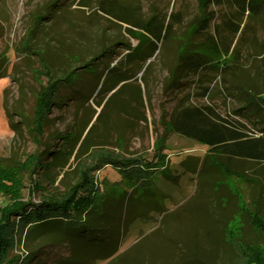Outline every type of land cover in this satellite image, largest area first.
Listing matches in <instances>:
<instances>
[{
    "label": "rangeland",
    "instance_id": "374dc122",
    "mask_svg": "<svg viewBox=\"0 0 264 264\" xmlns=\"http://www.w3.org/2000/svg\"><path fill=\"white\" fill-rule=\"evenodd\" d=\"M81 1L88 6L81 5ZM100 1L0 0V165L14 175H10L14 181L4 180L0 205L5 202L15 205L20 200L38 202L48 195H56L64 189L63 184L78 177V164L80 169L84 159H91L88 156L94 151L153 158L157 147L163 144L166 163L155 177V187L163 192L154 194L166 195L163 212L147 213L133 197L144 191L131 192V185L118 169L106 165L92 172L100 192L106 191V195H112L117 201L123 200V195L128 196L124 199L122 242L111 258L93 261L83 255L78 263L185 264L186 259L198 257L206 264H229L233 251L223 239L218 223L209 221L204 195H210V201L214 199L211 195H221V212L226 219L236 216L233 229L238 230L241 225L242 237L264 245V236L255 229L247 214L241 216L237 211L233 197L241 195L251 205L257 203L264 212V162L233 161L232 167L241 175L225 178L222 188L207 189L203 178L208 147L175 134L168 124L171 112L181 104H211L223 115L236 117L247 129L258 132L245 117L234 114L239 103L229 94L228 85L235 78V82L246 80L252 86H264L261 77L264 54L260 47L264 38V6L260 19L238 14L242 30L233 40L231 51L235 52L239 46L235 55L205 49L211 65L190 72L176 85L171 84L170 69L177 64L184 44L195 43L199 47L204 42V34L193 32L192 27V20L200 12L199 1L118 0L132 8L135 18L180 14L181 21L174 22L171 39L161 42L147 61H144L147 40L140 47L137 33L130 35L126 24L103 14L98 7ZM235 7L230 3L214 6L216 18L209 34H213L214 25L226 14H237ZM30 36V47L41 48L54 70L64 72L77 66L78 73L71 85L59 90L43 133L35 130L34 135L28 131L22 115L29 120L34 118L38 93L47 83V77L40 73L39 56L24 46L25 38ZM216 39L220 42L218 36ZM227 39L225 36V42L233 39L231 33ZM126 44L136 50L130 51ZM103 47L112 51L97 56L92 64L98 65L80 68L83 62L99 55ZM128 52L135 56L134 68L120 64ZM121 68L136 72L135 78L121 82L108 92ZM220 69L225 73L220 75ZM135 85L142 89V104L136 101L139 93ZM12 122L18 123L20 131L11 126ZM78 135L81 140L77 147L84 137L90 136L88 151L77 159L72 156L66 163L59 149L77 144ZM46 147L51 154L42 160L38 174L31 175L35 155ZM217 176L220 180L223 178L221 173ZM34 181L40 182L41 189L34 190L37 185ZM47 239L18 235L9 258L30 253L33 258L28 264H57L72 256L70 244L49 245Z\"/></svg>",
    "mask_w": 264,
    "mask_h": 264
},
{
    "label": "trees",
    "instance_id": "16d2710c",
    "mask_svg": "<svg viewBox=\"0 0 264 264\" xmlns=\"http://www.w3.org/2000/svg\"><path fill=\"white\" fill-rule=\"evenodd\" d=\"M200 12L192 20L193 32L204 34V42L199 47L191 46L185 43L181 53L178 55V62L170 69L171 84L180 85L181 80L190 72L201 70L206 65H211L210 58L205 49L213 52L225 51L227 55L235 52L231 51L233 40L242 30V21L238 19V14L242 16L249 14L252 19H260L264 6V0H198ZM230 3L235 7L237 14H226L220 23L214 25L213 34H209L212 21L216 18L214 6H221ZM81 5L88 6L85 1ZM99 9L103 14L126 24V30L130 35L137 33L136 38L140 39L143 46L147 40V56L144 61L153 57L159 49L161 42L171 39L173 25L180 23L179 13L167 14L163 17L154 14L145 19L132 17V8L126 7L118 0H102L99 2ZM241 10V11H240ZM231 33L232 38L225 42L227 34ZM226 34V35H225ZM135 36V35H134ZM220 38V42L216 37ZM226 36V40H225ZM224 38V40H223ZM24 46L39 56L42 69V75H46L47 83L41 87L35 104L34 118L29 120L26 115H22L23 122L27 129L33 135L35 130L40 134L48 120V116L56 105V98L59 90L63 86L73 83L76 67L64 72L54 70L43 54L41 48L30 47L31 36L25 38ZM143 43V44H142ZM130 49V45L126 44ZM29 47V48H28ZM261 52L264 54V38L260 43ZM109 47H103L101 53L89 60L83 62L82 67L91 65L97 56L110 53ZM235 55V54H234ZM134 55L128 52L121 60V66L129 64L133 67ZM98 65V64H92ZM81 66V65H80ZM142 68V67H141ZM139 69L140 72L142 69ZM147 67H145L146 69ZM220 75L224 74V69H220ZM232 75V73H230ZM264 79V72L261 73ZM136 72H127L121 68V72L116 81L111 83L108 92L114 90L121 82L135 78ZM225 77V75H223ZM241 81V82H240ZM235 82L229 80L228 90L234 97L238 108L234 109V114L243 116L258 129V132L251 131L236 117L223 115L215 105L211 104H187L179 105L170 114L168 124L171 130L182 137L195 140L198 143L208 147L206 152V167L204 168L203 184L207 189L222 188L225 178L241 175L238 170L232 167V162L237 160H247L264 162V86L259 88L252 86L249 81L240 80ZM123 87V86H121ZM120 89V88H119ZM134 89L139 93L138 101L144 103L143 92L140 86L135 85ZM99 93H101L99 91ZM101 104V102H99ZM10 114V113H9ZM16 130L18 123H11ZM90 136H86L81 141L78 135V143L70 147L59 149V153L65 157V162L72 156L75 159L86 154ZM75 139V140H77ZM77 150V151H76ZM164 145L160 144L154 152L153 158L145 156H124L117 153L94 151L84 159V163L78 170V177L71 183L67 182L64 189L58 191L55 195H48L38 202L32 200L18 201L14 204L0 205V264H28L32 260V254L20 253L9 258V252L13 250L18 235L37 237H48L49 245L58 242H67L73 249V254L67 261L57 264H81L78 259L87 255L90 260L108 259L113 257L121 246L123 233V218L126 210L125 198L115 200L112 195H106V191L100 192L95 184V178L92 172L101 170L106 165H110L122 172L123 179L131 185V192L137 193L138 190L144 191L142 195H134L145 211H162L163 199L166 195H154L156 191L163 192L155 187V177L164 169L166 163V154L163 153ZM51 150L46 147L35 155L31 166V175L38 174V167L48 156ZM81 162V161H80ZM41 164V165H40ZM50 164V163H49ZM44 166V165H43ZM8 169V168H7ZM5 167L0 165V192L3 190L4 180L14 181L12 172L8 173ZM33 173V174H32ZM217 173H221L223 178L220 180ZM55 182V180H54ZM34 190L41 189L40 182ZM210 184V185H209ZM205 196V205L208 204L209 221H215L223 230V239L225 238L230 249L233 251V258L228 261L229 264H264V245L255 241L245 239L240 235L239 225L233 229L235 217L224 216L220 207V196L214 197L210 201V195ZM234 203L241 216L247 214L252 225L264 236V212L254 203L247 202L241 195L233 196ZM233 200V199H232ZM231 200V204H232ZM212 217V218H211ZM210 221V222H211ZM238 223H242L241 220ZM225 242V241H224ZM223 242V243H224ZM91 261V262H93ZM185 264H206L205 261L194 257L186 259Z\"/></svg>",
    "mask_w": 264,
    "mask_h": 264
}]
</instances>
